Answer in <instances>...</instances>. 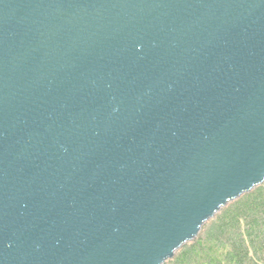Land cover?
I'll use <instances>...</instances> for the list:
<instances>
[{"label":"water","instance_id":"obj_1","mask_svg":"<svg viewBox=\"0 0 264 264\" xmlns=\"http://www.w3.org/2000/svg\"><path fill=\"white\" fill-rule=\"evenodd\" d=\"M264 179V0H0V264H163Z\"/></svg>","mask_w":264,"mask_h":264},{"label":"trees","instance_id":"obj_2","mask_svg":"<svg viewBox=\"0 0 264 264\" xmlns=\"http://www.w3.org/2000/svg\"><path fill=\"white\" fill-rule=\"evenodd\" d=\"M163 264H264V179L230 198Z\"/></svg>","mask_w":264,"mask_h":264}]
</instances>
